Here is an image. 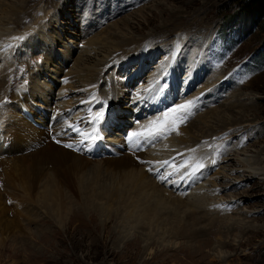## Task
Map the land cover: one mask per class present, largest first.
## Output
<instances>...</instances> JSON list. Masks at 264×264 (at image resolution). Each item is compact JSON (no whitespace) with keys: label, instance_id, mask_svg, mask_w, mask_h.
Here are the masks:
<instances>
[{"label":"bare ground","instance_id":"6f19581e","mask_svg":"<svg viewBox=\"0 0 264 264\" xmlns=\"http://www.w3.org/2000/svg\"><path fill=\"white\" fill-rule=\"evenodd\" d=\"M44 1L40 4L35 2L27 5L32 1L19 0L18 3L11 4L8 0H0V202L3 197L10 194L12 198L17 199L14 192L16 191L19 198L17 200H20L17 205L24 201L34 202L35 206L46 207L47 203L56 206L52 200L58 199L61 192L59 186H55L54 183L60 185L64 183L58 178V174L61 175L60 177L69 178V168L78 174L92 159L94 161L92 166L95 168L110 170L108 172L112 184L111 190L123 197V215L129 214L131 222L143 223L148 233H154L161 238L160 242L171 238L174 239V242L170 241L171 247H176L178 239H186L189 242L204 236L210 237L211 231L216 228L220 230L222 227L221 230L226 233L236 228L235 224H239L238 221L229 222L222 214L220 217L210 216L204 210L203 212L200 210V206H203L208 199L219 194L221 187L235 184V181L240 179V174H237L235 177H230L229 182L223 181L225 178L229 179L228 173L232 169L236 171L240 168L227 167L223 162H218L226 156L224 153L226 148L228 150L231 148L229 145L228 147L216 145L217 148L212 155L204 151V146L209 144L207 140L216 133L234 134L239 131L241 113L245 111L240 102L249 100V97L239 91H232L220 101V105H213V101L219 96L217 92L224 86L221 74L216 73L206 78V87L203 89L200 87L190 95L185 94L195 84L199 74L204 72L200 62L198 65L202 67L201 71L194 68L192 72L189 71L188 74L186 72L187 75L185 74L184 79L180 81L182 86L180 93L184 90L185 92L184 95H178V101L183 105L190 103V108L181 109L179 112L177 107L176 111L168 112L174 103L170 89L174 91L179 83L173 72L178 70L179 66L176 65L180 63L183 55L180 54L175 68L172 66L171 69L165 70L169 61L164 62L160 68L155 66V70L148 74L145 81L139 79V74L155 54V49L165 50V46L159 49L160 45H154L157 41L148 37L155 33L158 37L166 38L165 35H170L167 33H174V30L180 28L179 24L174 22V13L170 12L172 18L169 16V20L153 27L151 32L143 36L141 34L136 36L133 31L131 33L128 31L132 27L128 24L126 16L115 19L94 32L92 28L94 25L101 23L104 18H111L117 12L125 11V8L131 7L136 0L133 2L87 0L93 2L86 3L85 7L82 5L85 0H62V3L59 0L61 6L51 2L56 9L54 15L49 16L46 9L47 13L38 17L39 24H35L37 25L35 28V25L28 21L27 29L31 30L29 33L18 32L14 26H18L20 22L25 23L24 20L22 21V18L25 19L22 14L32 7L33 15L35 10L44 8ZM48 4L46 3L47 7H50ZM69 6L74 9L77 6L75 12L80 7L82 14L74 13L73 9H68ZM91 6L92 11L97 10L95 18ZM86 7H89L87 11ZM107 7H111V10L103 13ZM151 18L146 20V23L139 22L141 26H136L134 32L141 33L144 27L150 24ZM95 19L97 22L94 21ZM20 34H27L28 39L25 44L18 45L15 51L4 48L5 43ZM177 34L169 38L172 40L171 43L169 39L165 40L168 45H172V53L177 52L178 48L183 50L191 46L188 40L190 34H182L183 36ZM35 52H40L41 62H35L37 64L31 68L24 66L19 76L16 75L15 63L20 64L30 53L29 60L37 61L32 55ZM128 53L131 54L126 56ZM134 60L136 66L127 71L128 73L121 69L129 66ZM120 71L123 72V76L125 75V79L119 80L114 86L105 90L107 82ZM155 78L159 79L160 86L149 97ZM137 84L138 86H135ZM213 84H216V87L212 88ZM53 86H57L58 89H53ZM200 93L204 96L201 105L196 102L201 98L196 97ZM18 94L20 97L22 95V101ZM106 97L109 98V106L105 105V101L108 100ZM121 103H126L128 106L121 107ZM129 105L133 107L131 110L133 116L129 119L131 126L122 134L120 127L127 119L123 116V111H120L122 112L120 117L116 118V113L110 110L116 111L119 107L120 110H126ZM50 107L53 110L52 133L48 128L43 129L45 125L36 128L30 122L27 123V120L34 121V118L29 117L30 111L39 108L49 110ZM235 107L240 108L239 117L236 116L234 119L226 117L217 121L224 109L234 111ZM192 109H198L194 119L187 125L180 126L175 132L177 125H182L191 118L188 114ZM151 110L159 112V115L150 118ZM107 112L110 113L109 116L102 120V116ZM97 116L99 119L95 121ZM52 125H55V128ZM74 128L75 130L72 131ZM114 128L118 130L115 131ZM127 132L129 135L125 141L123 135ZM133 133L136 135H132ZM95 135L100 137L97 143L92 140ZM74 140L80 142L74 143ZM82 143L84 146L81 145ZM71 144L72 148L67 147ZM100 146L111 149L121 146L126 149V154L118 155V159L96 160L95 157L103 155ZM244 151L247 153L246 150ZM175 153L177 154L172 156ZM209 156L212 161L217 160L212 164L219 165L217 172L205 178L200 184H196L201 179L200 176L198 177L202 171L200 165H203ZM246 158L241 162V157L237 156L235 159L230 157L228 161L235 160L239 166L245 161L248 163L244 164L248 169L243 167L244 172L247 173L245 179H252L256 174L264 175V168L254 166L247 162ZM181 183L184 184L182 188H180ZM216 206L212 204V213L217 211ZM6 211H8L7 207L0 206V226L2 225L5 232L10 228L9 224L4 225ZM159 215L163 223L160 225L161 228H152L153 219ZM170 217L174 221L170 220ZM218 239L220 240L212 246L211 254L213 257L224 259L227 256L226 248L234 243L231 244V241L227 243L224 238L218 237ZM151 251L150 246H145L144 252ZM86 257L92 258L89 255Z\"/></svg>","mask_w":264,"mask_h":264},{"label":"rangeland","instance_id":"374dc122","mask_svg":"<svg viewBox=\"0 0 264 264\" xmlns=\"http://www.w3.org/2000/svg\"><path fill=\"white\" fill-rule=\"evenodd\" d=\"M18 1L8 0L11 4H16ZM30 1L32 2L27 5L35 2L40 4L44 0ZM58 1L48 0L46 2L45 0L44 8L35 10L34 16L32 15L34 8L32 9L31 7L32 10L28 8L25 14L21 13L25 17V19L22 18V21L24 20L25 23L20 22L21 25L14 26V28L18 32L29 33L31 30L27 29L28 23L32 22L34 25H38V17L47 13V10L49 16L54 15L56 9L52 6L51 2L61 6L60 2L62 3V0ZM93 1L85 0L82 5L85 7L86 3L89 4ZM125 1L133 2L134 0ZM46 3H49L48 6L50 7H47ZM240 6L241 0H136L132 3L131 7L125 8V11L117 12V14L112 15L109 19L104 18L101 20V23L92 27L95 32L111 21L126 16L128 24L132 27L128 31L130 33L133 31L132 33L136 36H143V34L151 32L153 27L169 20L170 17L172 18L170 16V12H172L175 15L174 22L179 24L180 28L177 31L174 30V33H167L170 35H165L164 37L166 38L158 37L155 33H152V36L148 37L157 41L154 45H160L159 49H163L165 46V50L155 49L156 52L151 60H148L147 66L140 71L139 79L145 81L144 79H147L148 74L153 73L155 66L160 68L164 62L169 61L165 70L171 69L172 66L175 68L180 54H182L183 57L180 63L176 65L179 68L176 72H173L179 83L174 91L170 89L173 94L174 103H172L175 111L179 105H183V103L178 101V95L185 92L184 90L180 93L182 89L180 81L184 79L186 72L188 74L194 68L201 71L203 67L204 72L200 73L199 77L196 76L195 84L193 83L194 85L185 94L190 95L195 93L200 87L201 89L206 87V78L216 73L221 74L224 86L217 92L219 96L213 101V105H220V101H223L232 91H239L244 96L249 97V100L240 102L241 107L244 106L243 110L245 111L241 113V128L239 131L234 134L228 132L216 133L212 138L207 140L209 144L204 146V151L212 155L217 148L216 145H223V147H228L229 145L231 148L229 147V150L226 148V152L224 153L226 156L221 159L222 161L219 160L218 162H223L227 167L240 168L236 171L232 169L228 173L229 179L225 178L223 181L229 182L231 180L230 177H235L237 174H240V179L235 181V184L221 187L219 194L215 195V197L213 195V198L208 199L203 206H200V210L201 212L204 210L210 216L218 215L220 217L224 215L226 217L225 220L227 219L229 222L238 221L239 224H235L236 228L234 227L229 233L223 232L221 230L222 227L221 229L219 228L220 230L216 228L214 231H211L210 237L204 236L196 240H189V242L186 239H178L176 247H171L170 241L174 242V239L171 238H166L165 241L160 242L161 238L155 236L154 233H148L143 223L131 222L129 214L123 215V197L116 195L114 190H111L112 184L108 172L110 170L95 168L92 166L94 161L91 159L89 164L78 174L76 171L74 173V170L71 168H69V178L60 177L61 175L58 174V178L64 181V183L62 185L54 183L55 186H59L61 192V195H59L61 198L58 197V199L52 200L56 206H50L48 203L46 207L42 205L35 206L34 202L24 201H21L23 204L17 205L20 200H17L19 198L16 191L14 192L17 199L12 198L11 194L3 197L0 206L8 208L5 214L4 225L9 224L10 228L5 232L2 225L0 226V264H264V175L256 174L252 179H245L247 173L244 172V168H248L244 167V164L248 163L245 161L243 165L241 164L242 166H239L235 163L237 162L235 160L228 161L230 157L235 159L238 156L241 157L242 162L243 159L248 157L246 158L247 162L264 168V15L256 19H249L239 14L241 10ZM90 8L92 11L93 7L91 6ZM68 9H73L74 13L78 12L79 15L82 14L80 7H78L79 10L77 12H75L77 6L75 9L69 6ZM88 9L89 7H86V11ZM105 10L103 13H108L111 7H107ZM96 12V9L92 11L93 17L96 16ZM66 13L70 14V12ZM31 18L32 20H30ZM150 18L152 19L150 24L144 27L141 33L134 32L136 26H141L139 22L140 24L142 22L146 23V20ZM94 21L97 22V19ZM46 22H48L47 19ZM175 33L179 35L190 34L188 40L191 42V46L183 50L178 48L177 52L173 51V54L171 51L172 45H168L165 40L175 35ZM26 35L20 34L5 43V49L8 51L11 49L16 50L18 45L25 44L28 39ZM168 41L171 43L172 40L169 39ZM79 45H82V43H79ZM12 54L14 55L15 53L13 52ZM130 54L128 53L126 56ZM30 55H26L25 59L21 61L22 63H15L14 66H17V68L14 73L16 75L18 74L19 76L24 66H26L25 68H31L41 62L42 56L40 52L32 54L37 61H30ZM200 62L202 67L198 65ZM134 65L136 66L135 60L129 66L121 69L128 73L127 71H130ZM187 68L188 70L186 71ZM116 74L119 76L112 77L107 82L105 90L114 86L119 80L125 79V75H122L123 72L120 71ZM158 80V78L153 80L154 84L150 92H154L160 86V81ZM217 83L219 82L217 81ZM138 84L135 86H138ZM215 85L213 84L212 88L216 87ZM52 88L58 89L57 86H53ZM212 88L210 89L212 90ZM140 91L141 89L137 92V97ZM112 95L111 93L110 96L112 97ZM128 96H130V93ZM18 97L22 101V95L20 97L18 94ZM196 97H201L196 102L203 104V93H200ZM106 99L108 100L105 101V105L109 106V98L106 97ZM126 105L128 106L126 103H121V107ZM129 106L131 108L127 107L126 110H120V107L116 111L110 110L114 114L116 113V118L120 117L122 113L120 111H123V116L127 120L120 127L122 134L131 126L129 116H133L131 111L133 107L132 105ZM181 109L179 108L177 111L180 112ZM223 111L221 112V116L219 114L217 121L224 120L226 117L234 119L236 116H240V108L235 107V112L233 110L227 111L226 109ZM197 112L198 109H192L188 114L191 118L185 121L184 124L177 125L175 132L180 126H185L191 122ZM109 114L107 112L105 116L103 115L102 120L106 119L104 117L109 116ZM156 114L159 115V112L151 110L150 118ZM52 116L53 110L51 107L49 110L34 109L29 113V117L34 118V121L27 120V123L29 124L30 122L36 128L45 125L43 129L48 128L52 133ZM41 118L43 119L41 120ZM97 119H99V116L95 118V121ZM53 128H55V125ZM74 130L75 128L72 131ZM114 130L118 129L114 128ZM128 135L129 132L126 133V137ZM73 142L79 143L80 141L74 140ZM95 142L96 140H94ZM81 145L84 146V143ZM118 148L116 150L100 146L103 155L101 154L99 157H95V159L113 160L126 154L124 147L119 146ZM236 153L237 155H235ZM176 154H172V156ZM215 161L217 162V160ZM212 164V158L209 156L203 164L202 171L199 173L200 175H198L201 179L199 178L200 180L196 184H200L205 178L207 179L208 176L217 172L219 165ZM217 182H220V180H217ZM181 186L183 187L184 184L181 183L180 188H182ZM212 204L217 205L215 213L218 214L211 212ZM14 219L18 220L15 221ZM153 220L154 226L152 228H161L160 225L163 224L162 217L160 215L155 216ZM170 220L174 221L172 217H170ZM216 224L218 225L219 223L217 222ZM218 237L224 238L227 240V243L229 241H231V244L234 243L226 248L227 256L224 259L213 257L211 254L213 252L212 246L220 240ZM145 246H150L152 251L150 253L144 252ZM86 255L92 258H88Z\"/></svg>","mask_w":264,"mask_h":264},{"label":"trees","instance_id":"16d2710c","mask_svg":"<svg viewBox=\"0 0 264 264\" xmlns=\"http://www.w3.org/2000/svg\"><path fill=\"white\" fill-rule=\"evenodd\" d=\"M239 14L249 19H256L264 15V0H241Z\"/></svg>","mask_w":264,"mask_h":264},{"label":"snow or ice","instance_id":"6c2138e0","mask_svg":"<svg viewBox=\"0 0 264 264\" xmlns=\"http://www.w3.org/2000/svg\"><path fill=\"white\" fill-rule=\"evenodd\" d=\"M179 108H182V109H189L190 108V103L189 104H184V105H179L178 106ZM173 111H175V109H173ZM98 115H99V113H98ZM157 131H159V130H157ZM132 135H136L135 133H133ZM100 137H92V139L93 140H96V139H99ZM69 147H71V145H69ZM213 163H215V161H213ZM200 167L202 168L203 167V165H200Z\"/></svg>","mask_w":264,"mask_h":264}]
</instances>
